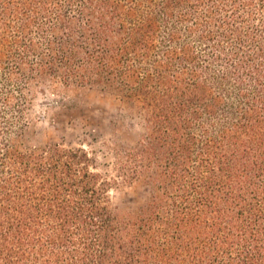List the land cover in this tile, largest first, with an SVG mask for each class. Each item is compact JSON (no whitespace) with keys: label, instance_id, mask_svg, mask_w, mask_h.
<instances>
[{"label":"trees","instance_id":"trees-1","mask_svg":"<svg viewBox=\"0 0 264 264\" xmlns=\"http://www.w3.org/2000/svg\"><path fill=\"white\" fill-rule=\"evenodd\" d=\"M91 85L136 128L114 176L12 139L31 95ZM0 264H264V0H0Z\"/></svg>","mask_w":264,"mask_h":264},{"label":"rangeland","instance_id":"rangeland-1","mask_svg":"<svg viewBox=\"0 0 264 264\" xmlns=\"http://www.w3.org/2000/svg\"><path fill=\"white\" fill-rule=\"evenodd\" d=\"M54 99L51 93L46 97L39 93L31 95L26 105V123L12 139L21 146L53 142L81 145L93 153L100 171L114 176L115 148L133 142L136 137V128L120 100L96 85L67 90L68 106ZM111 181L108 197L112 211H127L144 199L145 192L138 182Z\"/></svg>","mask_w":264,"mask_h":264}]
</instances>
